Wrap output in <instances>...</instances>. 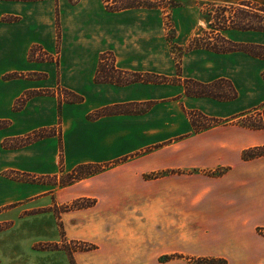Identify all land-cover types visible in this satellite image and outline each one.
Listing matches in <instances>:
<instances>
[{
  "label": "crops",
  "instance_id": "crops-1",
  "mask_svg": "<svg viewBox=\"0 0 264 264\" xmlns=\"http://www.w3.org/2000/svg\"><path fill=\"white\" fill-rule=\"evenodd\" d=\"M181 1L183 6L171 15L193 0ZM216 1L221 0L195 2ZM229 2L264 7V0ZM194 32L192 24L176 25L174 44L187 49ZM106 53L122 72L178 77L161 10L114 13L101 0H0V224H10L0 230V261L154 264L144 230H132L126 212L145 208L144 176L177 171L174 176L191 177L195 171L224 169L215 179L224 184L203 191L208 198L197 208L200 212L187 203V210H193L187 220L202 232L183 242L196 260L264 264V236L258 233L264 229V170L254 173V162L264 157L243 160L244 138H250L244 128L196 133L192 120L197 117L190 115L233 121L253 110L254 57L206 49L184 54L182 80L208 85L225 79L234 85L237 99L223 102L188 97L179 84L96 83ZM101 111L108 113L96 117ZM40 133L48 136L12 147ZM247 144L254 147L252 138ZM83 166L100 172L69 186L49 181H60ZM254 177L260 185H254ZM85 199L95 204L71 208ZM63 206L69 208L56 213ZM76 242L94 249L74 250L71 244ZM51 245L55 249L46 248Z\"/></svg>",
  "mask_w": 264,
  "mask_h": 264
},
{
  "label": "rangeland",
  "instance_id": "rangeland-1",
  "mask_svg": "<svg viewBox=\"0 0 264 264\" xmlns=\"http://www.w3.org/2000/svg\"><path fill=\"white\" fill-rule=\"evenodd\" d=\"M30 1V0H23ZM37 1V0H31ZM80 1V0H79ZM77 1L76 3H78ZM185 1L184 8L177 10L171 15L169 13V7H167L166 0H155V3L162 4V7H165L167 11H162V17L164 21V34L166 35L170 47L171 54L174 62L176 63L178 77L176 78H166L164 76H159L157 82L158 85H183L186 91V81L180 78L181 75V62L182 57L185 53L189 52L186 48H179L174 44V38L176 36V25L181 26H190L195 30V36L199 35L204 37V31H209L208 22L213 20V17L217 19L215 30L218 28H223L227 25H233L235 21H243L246 24L250 25L251 23H257L254 4L249 6H236L238 4H229L230 0H221L216 3L211 2H195ZM73 3V4H76ZM215 4L214 7L210 8L207 4ZM242 3V2H240ZM105 6V5H104ZM252 7V8H251ZM108 11V10H107ZM258 15L264 14L260 13ZM189 17V21H188ZM187 18V19H186ZM224 20H227L226 22ZM58 26V43L60 44L61 39V29L60 22L57 18ZM240 33H246L241 35ZM227 41H230L235 44L242 45H253L251 49L255 53L264 55V33H249V32H240V31H227L224 32ZM194 36V37H195ZM243 37L244 39H242ZM206 38V36H205ZM193 40V39H192ZM191 40V41H192ZM241 42V43H239ZM191 43V42H190ZM251 43V44H244ZM190 45V44H189ZM251 47V46H250ZM240 53H245L243 51H236ZM247 54V53H245ZM249 55V54H247ZM107 63L106 68L110 70V61ZM256 65V66H255ZM264 58H255L254 57V108L259 106L264 102V81L262 78V73L264 72ZM260 66V67H258ZM110 74V73H108ZM153 80V79H152ZM146 83V82H145ZM233 85V84H232ZM234 86V85H233ZM228 90L227 88H224ZM238 93V92H237ZM187 95V93H186ZM188 96V95H187ZM192 97V96H188ZM22 100V99H21ZM241 102H244V96L241 95ZM22 105L21 101L18 103V106ZM148 107V105H147ZM196 114V113H195ZM199 114V113H197ZM191 116L197 117L194 113H190ZM201 115V114H199ZM257 114H254V111L246 113L241 119L231 120V119H214L206 118L203 116L201 123L198 124L200 127L199 132H204L209 129H214L216 127H228L232 125H237L244 128V134L246 131L250 133V138H244V150L243 153L249 149H253L258 146H262L264 143V135L254 133L252 130L247 129V126L254 123V117ZM238 122V123H237ZM247 129V130H246ZM230 137V134L228 133ZM252 138L254 147L246 148L248 145L247 142ZM89 170V169H88ZM264 170V160L254 162V173L256 171ZM90 171H95L91 169ZM225 173L224 169H217L215 171H195L194 176L191 177H179L174 176L178 174L177 171H155L144 176V181L146 182V197L145 202L146 206L143 209L126 211L129 212V226L132 230H137L139 227L143 229L144 233L147 236V252L148 256L154 260V264H209L210 262L216 261L218 264H221V260H201L189 255H193L191 248H188L183 242L186 237L189 235L197 236L202 231V227L198 225L191 224L187 220V214L193 212L187 210V203L195 207V212H200V204L208 198V195L204 194V190H208L213 186H220L224 183L216 181L222 177ZM191 175V174H190ZM260 179V178H258ZM257 178L254 177V185H260ZM50 183L53 185L61 184V186L72 185L71 178L69 176H64L60 179L51 178L49 179ZM74 184V183H73ZM194 188L196 193H191V190L187 191V188ZM79 206L94 205L92 200H78L73 203ZM69 206L56 208V213L60 211H65ZM85 209V208H82ZM36 212V211H35ZM10 227V224L2 223L0 224V230H5ZM258 233L264 236V229H259ZM159 237H162L159 238ZM160 244V246H159ZM72 248L84 249L91 244L84 242L72 243ZM44 248V247H42ZM47 249H55L54 246H46ZM191 249V250H190ZM40 250V249H39ZM190 250V251H189ZM189 251V252H188ZM34 254L39 253L37 250L31 251ZM165 254V255H164ZM164 255V256H163ZM159 257V258H158ZM161 257V258H160ZM185 258V259H183ZM191 258L192 261L187 262ZM0 264H6L5 261H0Z\"/></svg>",
  "mask_w": 264,
  "mask_h": 264
},
{
  "label": "trees",
  "instance_id": "trees-1",
  "mask_svg": "<svg viewBox=\"0 0 264 264\" xmlns=\"http://www.w3.org/2000/svg\"><path fill=\"white\" fill-rule=\"evenodd\" d=\"M31 1V0H30ZM79 0H70V2L76 3ZM105 5L106 9L109 12H122L126 10L132 9H147V10H161L167 11L165 7H162V4L155 3V0H101ZM167 7H169V13L176 8L182 7L183 2L181 0H166ZM215 4H207L208 7L212 8ZM251 6L253 5L250 2H242L238 3L236 6ZM252 8V7H251ZM254 11L256 12L254 17L257 19V23H251L250 25L246 24L243 21H235L232 23L233 25H226L224 27V23L222 24L223 28H218L215 30L217 19L213 17V20L208 22V29L209 31H204L203 34L206 36H196L191 41L189 47L187 48L188 51L191 50H198V49H206L218 54H226L229 52H236V51H243L255 58H264V55L259 53H255L251 49L254 47L253 45H242V44H235L230 41H227L224 37L223 33L233 30V31H240V32H254V33H264V17L262 15H258L260 13L264 14V7L258 6L254 4ZM168 12V11H167ZM225 22L227 20H224ZM251 46V47H250ZM110 61V70L106 68L107 63ZM110 73V74H108ZM264 78V75H263ZM153 79V80H152ZM158 77H153L149 75H137V74H129L126 72H122L116 68L115 65V58L111 53H106L101 56L99 67L96 73L95 82L99 84H115L117 86H126L136 82H157ZM227 88L228 90H225ZM186 93L188 96L192 97H208L218 101L223 102H230L236 100L238 97V93L232 83L228 80L222 79L215 81L211 84L204 85L200 84L193 80L186 81ZM70 95L69 93H67ZM66 102H78L81 99L74 100L73 98H65ZM24 102V99H22ZM254 111V114H257L254 117V123L247 126V129L252 131H264V103L260 106L254 108L251 111L245 112L243 114L238 115L235 120L241 119L246 113ZM107 111H101L95 114L96 117H99L103 114H107ZM194 117V116H193ZM203 118L202 115H197V118H193L192 124L194 126L195 132H199L198 129L200 127L198 124L200 120ZM238 123V122H237ZM48 136L47 133H40L39 135H35L32 139L26 140H19V144L15 146L5 144L6 147H21L26 143H30L31 141L38 140ZM243 160L250 161L264 157V146L256 147L253 149H249L243 153ZM89 169V170H88ZM91 168L89 167H80L78 170L74 171L72 174L68 175L71 178V184L86 179L92 175L97 174L100 172V169H95V171H90ZM61 185V184H60ZM65 186V185H64ZM92 205L86 206H79L77 203L73 206L74 209H82V208H90ZM72 208V207H71ZM94 249L93 246H89L87 248L77 249L81 251H89ZM75 250V249H74ZM209 264H218V262L213 261Z\"/></svg>",
  "mask_w": 264,
  "mask_h": 264
}]
</instances>
